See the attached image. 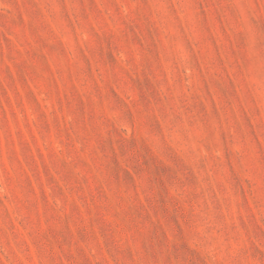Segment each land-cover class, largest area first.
Returning <instances> with one entry per match:
<instances>
[{
    "label": "rangeland",
    "instance_id": "374dc122",
    "mask_svg": "<svg viewBox=\"0 0 264 264\" xmlns=\"http://www.w3.org/2000/svg\"><path fill=\"white\" fill-rule=\"evenodd\" d=\"M0 264H264V0H0Z\"/></svg>",
    "mask_w": 264,
    "mask_h": 264
}]
</instances>
